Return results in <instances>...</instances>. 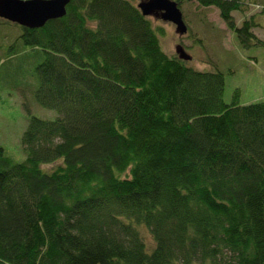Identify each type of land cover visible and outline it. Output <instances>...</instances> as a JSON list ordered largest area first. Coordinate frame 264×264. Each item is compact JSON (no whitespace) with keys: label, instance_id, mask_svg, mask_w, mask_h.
Masks as SVG:
<instances>
[{"label":"trees","instance_id":"obj_1","mask_svg":"<svg viewBox=\"0 0 264 264\" xmlns=\"http://www.w3.org/2000/svg\"><path fill=\"white\" fill-rule=\"evenodd\" d=\"M176 1L189 36L219 30L192 14L214 7L264 46L255 16L234 15L250 0ZM137 4L72 0L40 28L0 18V73L39 60L18 86L59 113L30 117L24 161L0 146V264H264V100L225 102L224 73L165 52Z\"/></svg>","mask_w":264,"mask_h":264},{"label":"rangeland","instance_id":"obj_2","mask_svg":"<svg viewBox=\"0 0 264 264\" xmlns=\"http://www.w3.org/2000/svg\"><path fill=\"white\" fill-rule=\"evenodd\" d=\"M250 1L244 12H234L235 18L241 25L245 18L255 16L259 25L254 28V32L264 40V0ZM135 2L138 3L139 0ZM202 11L194 9L192 14L204 16L219 30L215 32L211 28L212 32H210L208 27L197 25L195 32L198 36L181 35L176 31L173 23L154 16L150 17L157 27L164 28L165 33L160 35L164 51L170 55L179 54V46H182L193 57L190 64L195 68L222 71L226 82L223 97L227 103L237 101L239 104H248L264 100V46L243 45L237 34L226 26L217 8L205 9L203 14ZM5 42L0 37V44ZM1 52L0 50V55ZM38 61L32 59L22 63L19 57H15L0 73V146L4 147L6 153L16 162L24 161L27 157L22 139L30 117L35 115L45 119H55L59 116L55 109L43 107L37 102L32 91V87L33 90L36 87L35 84L29 87L18 86L22 72L31 74ZM57 162L60 160L43 164L42 168L52 169ZM138 227L139 229L144 227L141 230L146 237L147 251L151 252L155 248L151 231L145 224H138Z\"/></svg>","mask_w":264,"mask_h":264},{"label":"water","instance_id":"obj_3","mask_svg":"<svg viewBox=\"0 0 264 264\" xmlns=\"http://www.w3.org/2000/svg\"><path fill=\"white\" fill-rule=\"evenodd\" d=\"M71 1L0 0V18L27 28H40L49 20L65 16ZM137 6L146 17L154 16L173 23L179 34L188 32L184 13L176 0H139ZM178 53L182 59L192 58L182 46H179Z\"/></svg>","mask_w":264,"mask_h":264}]
</instances>
